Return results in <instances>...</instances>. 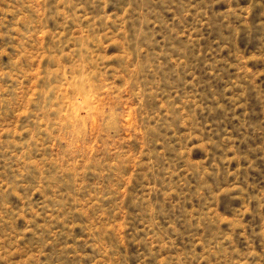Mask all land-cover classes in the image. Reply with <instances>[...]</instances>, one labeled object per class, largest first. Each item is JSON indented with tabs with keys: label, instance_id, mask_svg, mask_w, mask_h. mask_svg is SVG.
Returning <instances> with one entry per match:
<instances>
[{
	"label": "rangeland",
	"instance_id": "obj_1",
	"mask_svg": "<svg viewBox=\"0 0 264 264\" xmlns=\"http://www.w3.org/2000/svg\"><path fill=\"white\" fill-rule=\"evenodd\" d=\"M0 264H264V0H0Z\"/></svg>",
	"mask_w": 264,
	"mask_h": 264
}]
</instances>
